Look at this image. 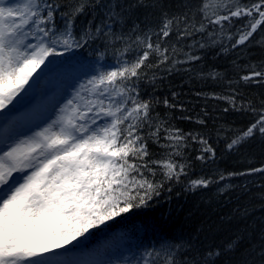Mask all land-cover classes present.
<instances>
[{
  "label": "snow or ice",
  "instance_id": "1",
  "mask_svg": "<svg viewBox=\"0 0 264 264\" xmlns=\"http://www.w3.org/2000/svg\"><path fill=\"white\" fill-rule=\"evenodd\" d=\"M148 6L145 0L133 4L77 0L61 11L58 0H0V113L10 110L30 82L35 83L38 70L53 64L56 57L98 42L105 51L113 49L115 58L111 69L91 76L83 85L87 95L77 92L83 103L75 97L68 100L52 123L30 137L0 138V264H115L81 258L93 230L148 207L165 182H179L186 176L190 165L182 149L189 139L201 146L196 159L205 161L204 154L207 159L215 157L206 138L166 125L154 117V101L140 95L138 85L147 78L146 69L160 65L170 69L183 62L174 60L175 47L170 50L163 42L174 30L177 39L191 34L187 15L167 13L158 31L138 25L131 29L134 35L114 30L113 25L123 23L131 9ZM86 9L93 10V18L77 31L76 19ZM200 11L202 22L195 30L209 35L213 33L208 26L223 30L224 22L231 26L233 18H246L233 48L249 42L258 29L264 31V0H214L211 9L207 0H201ZM97 15L102 17L99 22ZM185 55L188 61L199 59ZM152 56L156 61L146 63ZM255 77L264 78V71L253 70L241 79ZM224 99L235 107L234 97ZM163 103L175 107L167 100ZM247 110L254 120L235 134L227 144L229 150L257 133L264 136V107ZM149 140L156 144L163 140L162 147L170 151L152 158ZM253 172L264 173V167L249 170ZM210 183L204 177L193 179L190 190ZM243 239L236 235L222 248L189 239L166 245L162 251L145 249L136 264H215L222 255L236 252ZM252 251L261 258L258 264H264V247ZM240 264L257 262L246 258Z\"/></svg>",
  "mask_w": 264,
  "mask_h": 264
},
{
  "label": "trees",
  "instance_id": "2",
  "mask_svg": "<svg viewBox=\"0 0 264 264\" xmlns=\"http://www.w3.org/2000/svg\"><path fill=\"white\" fill-rule=\"evenodd\" d=\"M58 2L61 11H67L77 0ZM213 2L207 0L209 9ZM123 3L133 4L135 0H123ZM145 3L150 6L131 9L123 23L113 25L114 30L133 34V25H138L145 31H158L163 14L167 13L169 17L187 15L191 34L177 39L174 30L163 42L170 50L174 46L173 59L183 62L175 63L170 69L169 65L146 69L147 78H142L138 85L140 95L154 101L153 115L166 121V125L206 138L215 150V157L207 159L204 154L205 161L196 159L201 155V146L189 139L188 146L182 149L190 165L187 175L179 182H165L148 207L137 208L108 226L93 230L85 254L107 255L116 250L121 258L115 264H136L145 249L162 251L166 245L184 244L189 239L202 246L222 248L236 235H242L239 249L217 258L215 264H240L246 258L258 264L261 258L252 249L259 251L264 247V173L249 174V170L264 167V136L257 133L232 150L227 144L253 122L254 115L247 109L264 107V78L241 79L253 70L264 71V31L258 29L249 42L233 48L235 36L246 18H233L231 26L224 22L223 30L208 26V31L213 33L209 35L207 31L195 30L202 22L201 0H145ZM93 14V10L86 9L78 16L76 30L84 28ZM101 18L97 15V22ZM185 54L199 59L188 61ZM56 58L54 69L80 64L84 72L92 69L89 78L115 65L113 49L105 51L98 42ZM155 61L156 57L152 56L146 63ZM83 71L82 77L87 78L85 74L89 73ZM210 73L217 75L213 78ZM224 97H234L235 107ZM164 100L175 107H166ZM3 115L0 113V118ZM200 120L204 123H199ZM163 144V140L160 144L148 141L152 158L170 151ZM230 173L245 174L230 176ZM201 177L212 183L207 188L190 190V181ZM156 179L161 177L157 175Z\"/></svg>",
  "mask_w": 264,
  "mask_h": 264
},
{
  "label": "rangeland",
  "instance_id": "3",
  "mask_svg": "<svg viewBox=\"0 0 264 264\" xmlns=\"http://www.w3.org/2000/svg\"><path fill=\"white\" fill-rule=\"evenodd\" d=\"M21 3L22 0H12ZM8 3V0H5ZM51 59V58H50ZM57 60V58H55ZM80 64H66L54 69L53 64L38 70L30 87L22 93L13 105L9 106L0 118V138L11 137L13 140L25 139L32 136L52 123L58 116L60 109L65 107L67 101L74 97L83 103L81 96L87 95L83 85L87 83L92 69L85 70L87 78L82 77ZM38 77V78H37ZM3 145L0 144V150ZM82 259L115 262L121 258V253L111 250L109 254L86 253Z\"/></svg>",
  "mask_w": 264,
  "mask_h": 264
}]
</instances>
